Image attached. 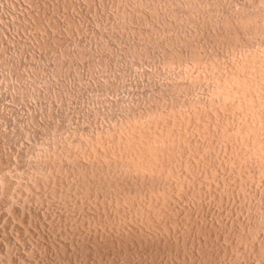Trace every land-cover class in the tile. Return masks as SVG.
Instances as JSON below:
<instances>
[{
    "label": "rangeland",
    "instance_id": "obj_1",
    "mask_svg": "<svg viewBox=\"0 0 264 264\" xmlns=\"http://www.w3.org/2000/svg\"><path fill=\"white\" fill-rule=\"evenodd\" d=\"M263 52L264 0H0V264H264Z\"/></svg>",
    "mask_w": 264,
    "mask_h": 264
},
{
    "label": "bare ground",
    "instance_id": "obj_2",
    "mask_svg": "<svg viewBox=\"0 0 264 264\" xmlns=\"http://www.w3.org/2000/svg\"><path fill=\"white\" fill-rule=\"evenodd\" d=\"M249 18V17H248ZM248 21H249V19H248ZM247 21V22H248ZM250 22V21H249ZM261 52V51H260ZM256 53V52H255ZM264 53V52H263ZM251 57V56H250ZM260 57V56H259ZM255 59H257V58H255ZM259 59V58H258ZM173 60V59H172ZM168 61H169V59H168ZM170 61H171V59H170ZM173 62V61H172ZM246 62V61H245ZM241 63V62H240ZM249 63V62H248ZM252 63V62H251ZM253 64V63H252ZM239 65V64H238ZM249 66V65H248ZM211 69V68H210ZM173 70V69H172ZM258 70V69H257ZM203 72V71H202ZM209 73V72H208ZM253 73V72H252ZM243 75V74H242ZM248 76V75H247ZM259 76V75H258ZM190 77V76H189ZM257 77V76H256ZM227 79V78H226ZM234 79V78H233ZM239 79V78H238ZM259 80V79H258ZM179 81V80H178ZM235 83V82H234ZM229 84V83H228ZM233 84V83H232ZM231 84V85H232ZM242 84V83H241ZM252 84H254V83H252ZM236 85V84H235ZM244 85V84H243ZM255 86V85H254ZM257 86V85H256ZM188 87V86H187ZM218 87V86H217ZM235 87V86H234ZM246 87V86H245ZM195 88V87H194ZM224 88V87H223ZM176 89V88H175ZM232 89V88H231ZM241 89V88H240ZM251 89V88H250ZM223 90V89H222ZM221 90V91H222ZM238 90V89H237ZM236 90V91H237ZM173 91V90H172ZM180 91V90H179ZM218 91V90H217ZM239 91V90H238ZM255 91V90H254ZM218 93V92H217ZM222 93V92H221ZM220 93V94H221ZM215 95V94H214ZM222 95V94H221ZM214 97V96H213ZM221 97V96H220ZM235 97H236V95H235ZM211 98V97H210ZM233 98V97H232ZM253 98V97H252ZM190 99V98H189ZM245 99V98H244ZM251 99V98H250ZM256 99V98H255ZM254 99V100H255ZM259 99V98H258ZM185 100V99H184ZM213 100H216V98L215 99H213ZM232 100V99H231ZM252 100V99H251ZM200 101V100H199ZM250 101V100H249ZM215 102V101H214ZM232 102V101H231ZM260 102V101H259ZM209 104H210V102H209ZM260 104V103H259ZM192 105V104H191ZM245 105H246V103H245ZM216 106V105H215ZM221 106V105H220ZM229 106V105H228ZM208 107H210V106H208ZM207 108V107H206ZM220 108V107H219ZM227 108V107H226ZM240 108V107H239ZM195 109V108H194ZM197 109V108H196ZM224 109V108H223ZM238 110V109H237ZM136 111V110H135ZM134 112V111H133ZM150 112V111H149ZM169 112V111H168ZM174 112V111H173ZM211 112V111H210ZM215 112V111H214ZM224 112V111H223ZM237 112V111H236ZM146 113V112H145ZM137 114V113H136ZM213 115V114H212ZM259 115V114H258ZM140 116V115H139ZM261 116V115H260ZM148 117V116H147ZM174 117V116H173ZM194 117V116H193ZM196 117V116H195ZM258 118V117H257ZM130 119V118H129ZM161 119V118H160ZM188 119V118H187ZM219 119H220V117H219ZM258 120V119H257ZM160 121V120H159ZM163 121V120H162ZM166 121V120H165ZM175 121V120H174ZM133 122V121H132ZM136 122V121H135ZM171 122V121H170ZM215 122H217V121H215ZM139 124V123H138ZM208 124H210V123H208ZM257 124V123H256ZM145 125V124H144ZM132 126V125H131ZM194 126V125H193ZM217 127V126H216ZM215 127V128H216ZM150 129V128H149ZM182 129V128H181ZM210 129V128H209ZM257 129V128H256ZM171 130V129H170ZM107 131V130H106ZM153 131V130H152ZM172 131V130H171ZM209 131V130H208ZM103 132V131H102ZM110 132V131H109ZM114 132H115V130L113 131V134H114ZM124 132V131H123ZM119 133H120V131H119ZM118 133V134H119ZM137 133H139V132H137ZM162 133V132H161ZM167 133V132H166ZM228 133V132H227ZM107 134V133H106ZM109 134V133H108ZM126 134V133H125ZM135 134V133H134ZM156 134V133H155ZM169 134V133H168ZM172 134V133H171ZM82 136V135H81ZM100 136V135H99ZM104 136V135H103ZM113 136V135H112ZM173 136V135H172ZM123 138V137H122ZM131 138V137H130ZM153 138V137H152ZM174 138H176V137H174ZM188 138H189V136H188ZM90 139V138H89ZM112 139V138H111ZM159 139V138H158ZM161 139H162V137H161ZM97 140V139H96ZM165 140V139H164ZM179 140V139H178ZM103 141V140H102ZM118 141V140H117ZM120 141V140H119ZM136 141V140H135ZM140 141H142V140H140ZM157 141V140H156ZM168 141V140H167ZM173 141V140H172ZM106 142V141H105ZM121 142V141H120ZM149 142V141H148ZM165 142H166V140H165ZM144 143V142H143ZM152 143V142H151ZM155 143V142H154ZM153 143V144H154ZM179 143V142H178ZM148 145H149V143H147ZM157 144V143H156ZM165 144V143H164ZM118 145V144H117ZM143 145V144H142ZM152 145V144H151ZM162 145V144H161ZM170 145V144H169ZM175 145H176V143H175ZM99 146H100V144H99ZM124 147H125V144L123 145ZM144 146V145H143ZM142 146V147H143ZM154 146V148H157L158 146L157 145H153ZM155 146H157V147H155ZM163 146H165V145H163ZM168 146V145H167ZM189 146V145H188ZM120 147V146H119ZM136 147V146H135ZM148 147V146H147ZM162 147V146H161ZM169 147V146H168ZM167 147V150H169V148ZM173 147V146H172ZM98 148V147H97ZM101 148V147H100ZM151 148V147H150ZM164 148V147H163ZM258 148V147H257ZM261 148V147H260ZM79 149V148H78ZM82 149V148H81ZM125 149V148H124ZM124 149H123V151H124ZM135 149V148H134ZM138 149V148H137ZM159 149V148H158ZM157 149V150H158ZM161 149V148H160ZM172 149V148H171ZM119 150H120V148H119ZM128 150V149H127ZM164 150L166 151V149L164 148ZM98 151V150H97ZM122 151V150H121ZM151 151H155V150H152V148H151ZM161 151H163V150H161ZM161 151H159V152H161ZM174 151V150H173ZM140 152V151H139ZM164 152V151H163ZM163 152L161 153L162 155H163ZM176 152V151H175ZM106 153V152H105ZM153 153H156V152H153ZM123 154V153H122ZM135 154V153H134ZM144 154V153H143ZM151 154V153H150ZM157 154V153H156ZM170 154V153H169ZM129 155H131V154H129ZM138 155V154H137ZM173 155V154H172ZM106 156V155H105ZM122 156V155H121ZM154 156V155H153ZM157 156L158 155H156V156H154V157H156L157 158ZM166 156V155H165ZM165 156H163V157H165ZM50 157V156H49ZM120 157V156H119ZM144 157H145V155H144ZM114 158V157H113ZM134 158H135V156H134ZM138 158H139V156H138ZM155 158V159H156ZM166 158H167V156H166ZM172 158V157H171ZM102 159V158H101ZM109 159V158H108ZM152 159H153V157H152ZM158 159V158H157ZM169 159V158H168ZM82 160V159H81ZM113 160V159H112ZM118 160H120L119 158H118ZM154 160V159H153ZM123 161V160H122ZM129 161V160H128ZM133 161V160H132ZM138 161V160H137ZM148 161V160H147ZM158 161V160H157ZM160 161V160H159ZM127 162V161H126ZM173 162V161H172ZM93 163V162H92ZM100 163V162H99ZM128 163V162H127ZM132 163V162H131ZM142 163V162H141ZM148 163V162H147ZM151 163V162H150ZM149 163V164H150ZM158 163V162H157ZM137 164H138V162H137ZM137 164H134V165H137ZM153 164H154V162H153ZM155 164H156V162H155ZM110 165V164H109ZM121 165H122V163H121ZM129 165V164H128ZM146 165V164H145ZM152 165V164H151ZM150 165V166H151ZM98 166V165H97ZM125 166V165H124ZM123 166V167H124ZM153 166V165H152ZM175 166V165H174ZM103 167H104V165H103ZM129 167V166H128ZM135 167V166H134ZM133 167V168H134ZM155 167H156V169H157V165H155ZM116 168V167H115ZM145 168V167H144ZM163 168V167H162ZM90 169H92V168H90ZM123 169V168H122ZM159 169V168H158ZM102 170V169H101ZM128 170V169H127ZM136 170H137V167H136ZM169 170V169H168ZM81 171V170H80ZM93 172V171H92ZM138 172V171H137ZM152 172V171H151ZM80 173V172H79ZM155 173V172H154ZM163 173V172H162ZM88 174H90V172L88 173ZM149 174V173H148ZM147 174V175H148ZM146 175V174H145ZM159 175V174H158ZM85 176V175H84ZM89 176V175H88ZM93 176V175H92ZM119 176H120V174H119ZM124 176H126V174L124 175ZM138 176V175H137ZM142 176V175H141ZM91 177V176H90ZM127 177V176H126ZM125 177V178H126ZM143 177V176H142ZM150 177V176H149ZM91 178H93V177H91ZM98 178V177H97ZM96 178V179H97ZM108 178V177H107ZM112 178V177H111ZM110 178V179H111ZM151 178V177H150ZM127 179V178H126ZM141 179V178H140ZM80 180V179H79ZM153 180V179H152ZM142 181H144V180H142ZM149 181V180H148ZM133 182V181H132ZM82 183V182H81ZM80 183V184H81ZM84 183V182H83ZM86 183H87V180H86ZM101 183V182H100ZM139 183V182H138ZM144 183V182H143ZM142 183V184H143ZM108 184H110V183H108ZM84 185V184H83ZM91 185V184H90ZM95 185H96V183H95ZM117 185V184H116ZM119 185V184H118ZM144 185H145V183H144ZM79 186V185H78ZM107 186V185H106ZM124 186V185H123ZM146 186V185H145ZM150 186V185H149ZM152 186V185H151ZM150 186V187H151ZM89 187V186H88ZM134 188V187H133ZM86 189V188H85ZM107 189V188H106ZM139 189V188H138ZM80 190H82V189H80ZM89 190V189H88ZM131 190V189H130ZM133 190V189H132ZM153 190V189H152ZM85 191V190H84ZM129 191V190H128ZM137 191V190H136ZM117 194V193H116ZM82 195V194H81ZM89 195V194H88ZM98 197V196H97ZM136 197V196H135ZM146 199V198H145ZM131 203V202H130ZM149 206V205H148ZM157 206V205H156ZM154 208V207H153ZM137 211V210H136ZM154 213V212H153ZM132 219V218H131ZM155 221V220H154ZM210 256V255H209Z\"/></svg>",
    "mask_w": 264,
    "mask_h": 264
}]
</instances>
